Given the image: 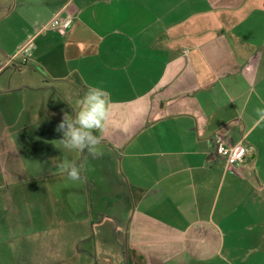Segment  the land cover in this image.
Masks as SVG:
<instances>
[{
  "label": "crops",
  "instance_id": "obj_1",
  "mask_svg": "<svg viewBox=\"0 0 264 264\" xmlns=\"http://www.w3.org/2000/svg\"><path fill=\"white\" fill-rule=\"evenodd\" d=\"M15 13L21 27L0 33V208L16 220L0 230L34 233L28 204L39 200L95 206L91 228L104 232L109 209L126 203L101 176L90 188L57 168L87 158L95 174L122 165L125 179L110 177L134 200L128 264H264V125L252 128L264 107V0H15ZM56 15L72 27L51 28ZM89 86L112 102L96 159L64 149L55 131ZM219 143L254 152L228 163ZM20 247L0 264L29 262Z\"/></svg>",
  "mask_w": 264,
  "mask_h": 264
},
{
  "label": "rangeland",
  "instance_id": "obj_2",
  "mask_svg": "<svg viewBox=\"0 0 264 264\" xmlns=\"http://www.w3.org/2000/svg\"><path fill=\"white\" fill-rule=\"evenodd\" d=\"M14 4L15 0H0V33L6 27L7 30L14 28V31H17L21 27L22 21H20L16 13L9 14ZM4 16L13 19L16 22L15 25H7L6 21H3ZM17 23L20 24L18 25ZM12 66L4 72L3 76L8 77L12 73L14 74V65ZM23 76L30 78L31 74L24 73ZM37 78V84L40 86L44 84L45 88V78L40 77L38 74ZM42 91L46 93L49 101V96L56 90L54 91L51 87H46ZM121 167L122 165L116 162H109V166L101 163L99 174H95L93 169L90 168V171L88 170L86 172L84 179V184L88 183V186L93 188L96 182L92 181H94L95 177L98 178L101 176L99 180L101 181V185L105 190H110V193L117 198V204L120 205L121 200L126 203L124 208L109 209L110 211L104 219L110 221L105 225L103 224L104 232L99 230L97 235H95L91 228L92 222L98 217L95 206L70 207L69 205H47L44 202L36 200L28 204L34 208L32 211L34 212V220L33 224L28 220L27 227H31L34 233L26 238H21L18 234L0 230V253L8 252L12 257H14L12 255L13 253L19 256L23 253L20 246L26 243L30 245V249L26 250L29 262L25 264H128L129 260L131 261V257L128 246L129 239L126 238V233L127 223L133 217L134 200L132 197L129 199L128 193L126 192H117L116 182L114 180H118L115 177H110L115 169L118 179H125ZM112 181H114L113 186L109 185V182ZM109 186L112 188L110 189ZM37 191H41V194L43 193L42 189H37ZM129 194L132 196L130 192ZM24 205L26 204L24 203ZM58 210L62 213L61 218L59 217ZM118 212L120 216L117 215ZM65 219L77 221L75 223L74 221H63ZM15 220L6 218L4 214L1 215L0 208L1 227L11 225ZM122 221L126 223L125 227L122 225ZM62 231L64 234L69 235V237L57 238L55 236V234ZM46 246H48L49 250L44 249ZM108 251H110V255H108ZM0 262H3L2 256L0 257Z\"/></svg>",
  "mask_w": 264,
  "mask_h": 264
},
{
  "label": "clouds",
  "instance_id": "obj_3",
  "mask_svg": "<svg viewBox=\"0 0 264 264\" xmlns=\"http://www.w3.org/2000/svg\"><path fill=\"white\" fill-rule=\"evenodd\" d=\"M110 92L100 86H89L87 92L79 100V111L74 115L65 113L57 125L55 131L62 134L59 141L68 151L85 152L93 158L102 156L99 146L102 143V135L105 131L111 112ZM264 104V101H261ZM255 117L252 128L264 125V107L254 109ZM57 168L67 179L73 182L82 181L85 177L82 173L89 170L88 159L85 158L79 164L61 161Z\"/></svg>",
  "mask_w": 264,
  "mask_h": 264
},
{
  "label": "built area",
  "instance_id": "obj_4",
  "mask_svg": "<svg viewBox=\"0 0 264 264\" xmlns=\"http://www.w3.org/2000/svg\"><path fill=\"white\" fill-rule=\"evenodd\" d=\"M73 25V19L70 17L54 16L49 23L51 28L66 31ZM24 53H28L27 49H23ZM254 148L252 146H245L243 143L236 146H226L224 143H219L216 146V154L226 158L228 163L245 161L252 153Z\"/></svg>",
  "mask_w": 264,
  "mask_h": 264
}]
</instances>
